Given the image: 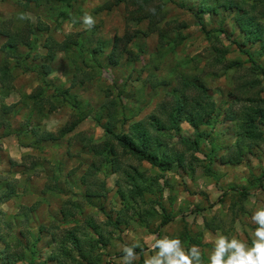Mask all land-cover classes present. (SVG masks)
Instances as JSON below:
<instances>
[{"label": "rangeland", "instance_id": "obj_1", "mask_svg": "<svg viewBox=\"0 0 264 264\" xmlns=\"http://www.w3.org/2000/svg\"><path fill=\"white\" fill-rule=\"evenodd\" d=\"M24 1L0 0V16L13 18L19 23L21 14H27L32 17L35 25L37 20L41 27L50 29L56 46L48 50V54L51 56L52 67L57 69L50 77L59 79L66 86H69L71 77L69 59L75 56L74 48L68 47L72 41L70 37L78 38L81 51L76 48L75 67L78 81L85 80V84L75 87L72 92L79 95V99L93 110V114L98 115L99 111L101 116L109 118L105 104L115 101L119 111L125 105L127 115H133L131 122L146 118L168 96L169 89L181 81V76H200L221 109L218 122L211 127H201L211 131L212 138L202 142L201 150H187V146L183 144L185 140L195 136L193 128L186 121L181 125L180 135L169 139V142L175 143L177 150H187V163L190 167L179 169L174 166L172 170L161 172L146 161L139 163L129 156H121L125 165L137 166L148 178H157L158 175L162 177L161 197L148 193L147 198L159 199L166 213L172 215V220L168 223L162 224L164 211L157 204L160 216L150 219L148 224L142 225L129 219L128 215H132L134 210L124 214L127 209L117 193L119 173H101V177L107 181V197L95 206L87 207L85 214L92 216L95 222L102 223L107 232L106 237L111 239L108 247L100 249L102 264H121L120 253L123 246L133 243L144 247L143 257L137 255L134 264H144L148 256L155 254L152 248L154 241L165 236L178 237L186 250L193 245L198 246L203 253L204 264H208L209 253L217 234L236 237L251 245L252 233L256 227L251 222V216L257 208L264 207V140L247 141L252 146H245L246 153L242 155L241 164L221 162L222 156L233 154L236 157L237 152H234L233 147L238 140L236 123L224 120L222 109L233 104L234 99L239 97L241 103H234L236 111L244 105L257 104L264 97V74L259 73L258 68V65L264 68V40L245 42L247 36L236 21L242 11L220 8L217 16H213V13L204 12L205 10L201 12V9L212 6L215 0L166 2L163 7L164 22H168L165 29L169 31L170 37L166 40L168 45L161 47L158 34L149 30L148 21H135L134 18L138 15L133 13V6L124 1L110 5L113 0H69L61 4H31L28 7L23 6ZM163 1L157 0L159 3ZM239 3L246 9L247 17H254L255 23L264 24V1L239 0ZM253 5L259 8L254 11ZM195 11L201 14L204 12L205 29L197 23ZM61 12L64 15L58 16ZM85 13L96 20L95 27L90 30L82 23H73L79 21ZM246 20L248 19L245 17ZM180 23H185L187 27L179 29ZM179 30L185 38L180 43L172 44V39ZM126 32L137 36L144 33V37L135 38L130 44L133 55L138 53L140 57L133 61V58L130 59L133 56H128L127 61L126 55L117 65H110L108 54L111 44L116 36H122ZM99 40L105 41V48L94 59L90 51ZM136 43L141 45L142 50L134 46ZM217 48L225 51L224 57L219 56ZM40 52L47 51L41 49ZM250 55L255 59V65ZM232 62H238L240 68H228ZM245 81H255L258 84L254 88L240 89V83ZM36 86L34 76L21 73L15 79L12 93L0 96V106L3 103L16 105L18 115L13 120L15 127L22 125L23 121L25 125L28 124L26 119L31 108L27 95ZM73 112L70 106L65 105L47 116L36 114L30 118L32 122H38L41 128L56 132L67 123ZM23 115H26L24 120ZM118 118L121 123V111ZM262 129L264 130V125ZM0 134V186L5 188L9 183L13 197L17 195L12 197L14 201L3 203L11 225L15 224V216L19 213L23 215V222L27 220L28 209L24 205L15 207V203L25 204L26 200L38 205L40 220L45 219L49 225L53 224L65 196L56 191L49 192L51 195L47 194L45 185L50 182L48 175H57L64 189L70 187L68 182L79 180L92 159L83 145L90 140L94 143L101 141L104 136L103 126L98 124L96 117H88L61 142L45 144L42 149L29 146L32 142L30 137H23V144L27 145L23 147L15 135H5L3 131ZM212 146L216 147L213 154ZM255 178H261L262 182H252ZM244 187L248 190L243 197L239 191ZM22 196H25L24 199ZM148 204L136 207L135 218L138 211L141 213L142 210L151 208L152 203ZM101 206L113 219L121 222L125 218L128 223L122 224L119 229L113 228L107 224V215L102 212L104 210ZM79 218L84 221L85 216L80 215ZM59 228L65 230L66 225L59 224ZM49 241V236H44L40 242L46 245ZM2 247L3 244L0 243V250ZM43 255H40V261L45 259L46 256Z\"/></svg>", "mask_w": 264, "mask_h": 264}, {"label": "trees", "instance_id": "obj_2", "mask_svg": "<svg viewBox=\"0 0 264 264\" xmlns=\"http://www.w3.org/2000/svg\"><path fill=\"white\" fill-rule=\"evenodd\" d=\"M121 1L133 6V13L138 15L134 18L135 21H148L149 30L158 34L161 47L168 45L166 40L169 39L170 35L169 31L165 29L168 22H164L163 7L166 2H173L174 0H164L161 3L157 0H113L110 5L113 2L119 3ZM61 2H69V0H25L22 4L24 7H28L31 4L39 6L42 4H61ZM182 6L184 5L182 4ZM220 8L222 10L239 9L242 11L236 21L241 31L247 36L245 42L256 43L264 40V24H257L254 17H247L246 9L240 6L239 0H215L212 6L204 7L201 12L205 10L204 12L213 13V16H217ZM252 8L256 11L259 6L253 5ZM152 9H155V14L151 11ZM201 12L195 11L194 14L197 23L205 29L206 24L202 15L204 12L202 14ZM262 12V16H264L263 9ZM63 15L64 12L58 14V16ZM245 17L248 20L245 21ZM32 21L34 20L29 16L28 19H21L19 23L13 18L0 16V96L5 97L12 93L18 74L27 73L31 77L34 76L37 82V86L27 95L28 105L31 108L30 115L26 119L28 124L25 125L23 121L22 125L18 124L15 127L13 120L18 115L16 105L3 103L0 106V109L2 108L0 110V132H5V135H15L23 146H27L23 144V137H30L32 142L29 146L42 149L45 144L61 142L64 137L74 132L86 118L94 116L98 124L103 126L104 136L99 142L94 143L90 140L83 145L85 152L90 154L92 159L87 163V167L79 180L68 182L70 185L67 187L68 189H64L59 183L57 175H48L50 182L45 185L47 194L56 191L65 196L60 203V213L51 225L45 219H39L38 205L26 200L25 204L23 202V204L17 203L16 205L19 207L24 205L25 209H28L29 212H26L28 214L27 220L23 222V215L19 213L15 216V224L12 226L9 221L10 217L2 209V204L13 197L10 192L11 187L9 183L6 184L5 188L0 186V243L3 244L0 250V264H17L18 262L26 264H49L51 262L55 264H102L100 249L108 247L111 244V239L106 237L107 232L102 223L95 222L92 216L89 217L85 214L87 207L95 206L107 197V181L101 177V173L107 171L110 174L119 173L120 177L116 181L117 193L125 205V209H127L124 214L134 210L132 215H128L129 219L142 225L148 224L150 219L160 216L156 209L157 204L164 211L162 224L168 223L172 220V215L166 213L165 207L161 205L158 199L162 192L160 183L162 177L158 175L157 178H148L145 172L137 166L125 165L121 156H129L139 163L146 161L161 172L172 170L174 166L179 169L190 167L191 165L187 163V150L199 151L202 142L211 138V131L201 127L205 125L211 127L218 122L221 109L200 76H181V81L169 89L170 91L168 90V96L146 118L131 122L133 115H127L126 106L122 105L120 108L122 121L120 123L118 118L120 111L115 101H109L105 104L109 118L101 116L99 111H97L99 116L93 114V110L89 109L84 102L82 103L79 95L72 92L75 87L85 84V80L78 81L75 67L77 62V58H75L76 48L81 51V48L78 47L80 44L78 38L70 37L72 41L68 47L74 48L75 56L69 59L71 77L69 86H66L59 79L50 77L57 70L52 67L51 56L48 54V50H52L56 46L53 37L50 35V29L41 27L37 20L35 21L36 25ZM178 26L179 29L187 27L185 23H180ZM143 34L137 36L126 32L122 36H116L108 54V63L117 65L126 55L127 61L129 60L128 56H133L130 57V59L133 58L131 59L133 61L138 60L140 55L138 53L133 55L130 44L135 38L144 37ZM184 38L181 30H179L176 37L172 39V44L180 43ZM105 44V41L99 40L97 45L91 49L90 54L94 59L104 51ZM134 46L141 49L139 43ZM41 49H46L47 52L41 53ZM217 50L221 58L225 56V51H220L219 48ZM250 58L255 65L256 61L252 55ZM234 67L240 68L238 62H232L228 68ZM258 68L259 73L264 74V68L260 65ZM87 74L89 75V73ZM89 77L92 78L91 75ZM256 84L258 83L255 81L241 82L240 89L254 88ZM235 102L241 103V98L234 99ZM250 102H255V100H250ZM234 103L222 109V114L225 115L224 120L234 122L237 125L238 140L233 147L234 152L237 153L236 157L233 154L222 156L221 162L222 164L239 165L242 163V155L246 153L245 146H252L248 145L247 141L264 140V130L262 129V125H264V97L260 102H256L257 104L244 105L239 111L235 110ZM65 105L70 106L74 114L56 132L43 129L38 122L31 121L30 116L36 114L47 116ZM25 117L26 115H23V120ZM258 118L260 119L258 120ZM185 121L193 128L195 136L193 139H187L183 142L187 146L186 151H179L176 149L175 143L169 142V139L180 135L181 125ZM28 125L29 127H27ZM215 150L216 147L212 146L211 154ZM252 182L261 183L262 180L255 178V181ZM73 183L76 187H73ZM247 190L244 187L242 191H239L240 196L244 197ZM148 193L158 195V198L155 197L154 200L147 198ZM24 197L22 196L23 199ZM148 203H152L151 208L144 209L141 213L138 211L135 218L136 207L142 204L149 205ZM101 208L104 210L102 212L107 215V224L112 225L113 228L119 229L122 224L128 223L125 218L121 222L113 219L111 214L106 213L103 206ZM80 215L85 216L84 221L80 220ZM59 224L66 225L65 230H60ZM44 236L50 238L46 245L40 242ZM143 248L140 246L136 248V253L140 258L144 254ZM40 255L46 256L45 259L40 261Z\"/></svg>", "mask_w": 264, "mask_h": 264}, {"label": "clouds", "instance_id": "obj_3", "mask_svg": "<svg viewBox=\"0 0 264 264\" xmlns=\"http://www.w3.org/2000/svg\"><path fill=\"white\" fill-rule=\"evenodd\" d=\"M151 11L155 14V9ZM20 19H28L27 14H21ZM76 22L82 23L89 30L96 25L95 18L88 13L79 21H73ZM251 222L256 225L251 245L236 237L217 234L209 253L208 264H264V207L253 212ZM138 247L137 243L123 246L121 264H134ZM152 248L155 254L148 256L144 264H204L201 249L193 245L186 250L178 237L156 239Z\"/></svg>", "mask_w": 264, "mask_h": 264}, {"label": "crops", "instance_id": "obj_4", "mask_svg": "<svg viewBox=\"0 0 264 264\" xmlns=\"http://www.w3.org/2000/svg\"><path fill=\"white\" fill-rule=\"evenodd\" d=\"M23 147H27V146H23ZM22 156H23V154H22ZM22 156H21V158H22ZM15 160H18V159H15ZM12 201H14V200L13 199L12 200L10 199L7 203L12 202ZM15 207H18L16 205V203H15ZM2 209L5 210L4 207H3V204H2Z\"/></svg>", "mask_w": 264, "mask_h": 264}]
</instances>
